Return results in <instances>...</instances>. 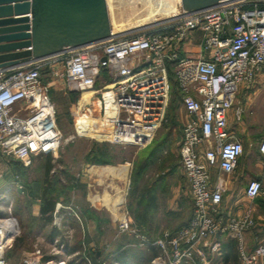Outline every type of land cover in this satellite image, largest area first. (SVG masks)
I'll use <instances>...</instances> for the list:
<instances>
[{"label":"built area","instance_id":"1","mask_svg":"<svg viewBox=\"0 0 264 264\" xmlns=\"http://www.w3.org/2000/svg\"><path fill=\"white\" fill-rule=\"evenodd\" d=\"M175 8L174 16L135 30L111 32L106 40L0 69V157L29 165L38 156H58L63 137L56 125L55 106L42 83L44 66L61 64L67 90L92 91L90 97L101 99V116H90L94 123H105L109 129L133 125L153 130L161 125L169 102L172 66L187 117L179 164L192 216L178 230H165L155 240L126 217L117 221V233L134 236L141 247H156L159 253L150 264H213L220 256L221 235L236 240L239 264H264V243L252 250L245 247L244 234L254 224L250 213L227 220L217 217L225 190L222 175L234 171L243 152L242 142L228 126L236 95L241 86L256 82L262 84L264 95V0H221L197 12L183 10L180 0ZM194 42L196 52L189 49ZM242 115L243 109L235 108L236 122L242 121ZM258 151L264 156V139ZM261 189V183L252 180L245 194L253 199ZM60 207L56 204L53 224L61 219L55 215ZM10 220L11 216H0V264H8V238L19 234L17 224L7 227ZM22 264L66 263L44 262L36 249Z\"/></svg>","mask_w":264,"mask_h":264},{"label":"rangeland","instance_id":"2","mask_svg":"<svg viewBox=\"0 0 264 264\" xmlns=\"http://www.w3.org/2000/svg\"><path fill=\"white\" fill-rule=\"evenodd\" d=\"M163 1L175 7L180 0ZM111 2L110 6L106 1L109 24L110 27L116 26L118 33L135 30L147 24L131 25L134 20L146 16L142 12L146 6L141 1L138 0L134 6L128 3L118 4L114 0ZM161 19L163 18L158 17V20ZM62 69L61 64L52 68L46 65L41 69L42 83L47 87L55 106L56 125L63 137L60 151L56 161L52 162L48 176L45 177L44 173L45 157H36L29 165L14 158L0 157V216H11L19 230V234L10 240L6 248L8 264H22L36 249L41 250L44 262L53 260L55 263L65 261L66 264H148L145 251H141L142 247L134 236L127 237L122 242L115 235H108V232L103 238L83 237L80 232L81 224L73 219L75 214L79 216L85 230L92 229L93 226L88 221L89 217L97 218L98 225L103 230L110 226V216L106 212H95L89 207L88 184L93 182L89 178L87 167L93 162L89 152L93 148L97 161L102 162L101 165L117 166L128 161V175L117 184L124 190L127 216L134 227L142 226V220H146L149 224L145 223L144 228L149 229V233L152 225L158 227L154 234L150 233V236L156 237L165 230H175L187 222L191 216L192 203L178 168L181 130L187 117L181 107L177 86L172 78L169 102L161 125L155 130H146V136L141 143L124 145L116 138L100 140L92 136L82 137L77 133L78 117L83 114L101 116V99L92 94L88 104H83L82 96L88 93L67 90L66 81L60 75ZM242 87L244 89L238 91L233 108L235 110L238 106L243 107L246 126L250 120L254 128L243 132L234 119V110L230 115V127L238 134L244 133L245 154L255 149L259 140L264 137V95L260 82ZM96 88L100 90L101 85L97 84ZM112 127V131L117 129ZM95 144L97 145L94 147ZM173 182L176 184L177 198L170 205L171 211L167 212L163 201L168 197V185ZM159 190L160 195L157 194ZM44 191L55 199V207L56 204L61 205L55 214L61 218L58 224H53L54 211L49 222L40 218L39 208ZM114 216L119 217L120 214L116 213ZM53 231L55 238L51 236ZM115 231L118 232L117 223ZM121 249L128 253L125 262L120 260Z\"/></svg>","mask_w":264,"mask_h":264},{"label":"water","instance_id":"3","mask_svg":"<svg viewBox=\"0 0 264 264\" xmlns=\"http://www.w3.org/2000/svg\"><path fill=\"white\" fill-rule=\"evenodd\" d=\"M221 0H181L197 12ZM106 0H0V69L110 38Z\"/></svg>","mask_w":264,"mask_h":264},{"label":"crops","instance_id":"4","mask_svg":"<svg viewBox=\"0 0 264 264\" xmlns=\"http://www.w3.org/2000/svg\"><path fill=\"white\" fill-rule=\"evenodd\" d=\"M189 49L192 52H196L198 50L197 42H194L193 45ZM243 89L244 87L242 86L239 88V90H243ZM242 109L244 111L243 107ZM230 115H229V123H228L229 125L228 126H229V129L231 130V127H230L231 116ZM243 117L244 115H242V121L237 122V123H239V126L240 128H242L241 130L243 132H246V130L248 132L252 128H254V125H252V122L249 120L246 126V123L243 120ZM231 131L233 132L236 138H239L241 140L243 147H244V141L246 138L244 133L238 134L236 131H233V130ZM263 139L264 137L259 140L257 147L255 149L245 154H244V149H243V152L238 160V163L234 171L229 175H222L225 190L223 193L222 201L218 207L217 217L221 218L222 220H227L228 218H231V217L241 218L245 214L250 213L254 221V224L244 234V243H245L246 249L248 250H252L258 243H264V156H262L258 151V145ZM125 165L127 166V175H128V171H129L128 161L122 162V164H118L117 166L121 167ZM108 166L117 167V166H112V165H101V164L91 163L87 167L88 168L87 170H88L89 178L92 179V182H93V183L88 184L89 186L88 194L90 196V199H89L90 210L94 209L95 212H102V211L106 212V214L110 216L109 217V222H110L109 229L103 230V228L98 225L97 218H92V217L88 218V221L92 223L93 226H92V229L88 228L87 230L84 229L81 218L77 216L75 213H74L75 219L73 220L81 224L80 232L83 237L103 238L107 236L105 233L108 232L107 233L108 235H111V236L115 235L116 238H120L122 242L125 240V238L130 237L127 234H118L115 231V226L119 219L126 217L129 220L127 216L125 204H124V199H123L124 190L122 186L117 184L119 180H123V179L115 176L114 174H111L110 172L107 171V169H104ZM178 168L181 171L180 164H178ZM216 175L217 173L213 174L214 177ZM252 180L259 181L261 183L262 189L258 196H256L253 199H250L246 196L245 190H246L247 185ZM184 182H185L186 190L189 193L185 178H184ZM174 183L175 182L168 185V189H169L168 197H166V199H164L163 201V205L167 206V209H166V211L168 210L167 212L171 211L170 205L177 198L176 189H175L176 184ZM171 192H172V195H171ZM157 194L160 195V190L158 191ZM118 198H120V202L116 204V201ZM159 212L160 211L158 210V213ZM116 213L120 214V216L115 217L114 214ZM142 222H143V225L138 226V228L139 229L141 228L140 230L141 231L143 230L144 232H146L148 236L150 235V233L154 234L155 230L158 229V227H155V225H152V228H151L152 230L149 233V229L145 230L144 228L145 223L146 225H148L149 222L148 224L146 220H142ZM52 235L55 238V235L51 234V236ZM144 235L148 237L145 233ZM159 236H156V237H159ZM223 238L226 239L230 237L225 236V235L218 236V240L220 241V244H221V249L225 241V239ZM218 257L216 258L214 264H224L222 260L220 259V257L219 258ZM227 263L231 264L230 261H228Z\"/></svg>","mask_w":264,"mask_h":264},{"label":"bare ground","instance_id":"5","mask_svg":"<svg viewBox=\"0 0 264 264\" xmlns=\"http://www.w3.org/2000/svg\"><path fill=\"white\" fill-rule=\"evenodd\" d=\"M106 1L110 5L109 2H111V0H106ZM114 1L118 2V4L128 3V4H132L134 6V4L138 0L137 1L136 0H131V1H129V0H114ZM139 1H141V3H143L144 6H146V7H144L146 9H142V12H144L146 14V16L143 18L139 17L138 19L134 20L133 23L130 20V22L132 23L131 24L132 26H136V25L140 26L144 23L154 22V21L158 20V17L166 19V17H169L172 14H175L177 11V9L175 7L169 5L168 3H166L163 0H139ZM111 3H113V2H111ZM137 11L141 12V10H138V9H137ZM126 26H127V24H126ZM117 30H118V28L116 26L111 27V31L113 33H116ZM83 93L91 94L92 91H85ZM88 94H83L82 99H81V102L83 104H87L89 102L90 98H89ZM93 121H94L93 118H91L90 116L81 115L79 121L77 122V128H76L77 133L82 137L92 136V137H94L96 139H100V140H110V139L116 138L123 143L139 144L143 140L144 136H146L145 135L146 130L148 131V130L152 129V127H145V126L137 127V126H133V125H118L117 129L115 131H112L111 129H109V127L105 123H98L97 124V123H94ZM104 169H107L108 172H110L111 174H114L115 176H117L119 178H122L123 180L126 179V175H127V166L126 165L121 166V167H119V166H117V167L108 166ZM118 202H120V198L117 199L116 204ZM15 224H16V222L14 219L12 221L10 220L7 222V227L11 228ZM8 241H10L9 238H8L7 242Z\"/></svg>","mask_w":264,"mask_h":264},{"label":"trees","instance_id":"6","mask_svg":"<svg viewBox=\"0 0 264 264\" xmlns=\"http://www.w3.org/2000/svg\"><path fill=\"white\" fill-rule=\"evenodd\" d=\"M172 70H173V67L170 66L169 67L170 87H171L172 78H173V80L175 82L174 71H172ZM171 71H172V74H171ZM175 84H176V82H175ZM178 95H179V93H178ZM96 145L97 144H95L94 147ZM89 152H90V156L92 157V161H93L92 163H96V164H101L102 163V162H98L97 161L98 158L95 156L96 151L93 150V148L90 149ZM42 157H45V169H44V173H45V177H47L48 176V173H50V171L52 169L51 168L52 167V164H53L52 162H55L56 159H53L50 155H42ZM105 162H107V161H105ZM191 203H192V201H191ZM54 208H55V199L52 198V197H49L47 195V193L44 191L43 194H42V203H41L40 208H39L40 218L43 219V221H48L49 222L50 219H51V214L54 211ZM191 216H192V211H191ZM191 216H190V218H191ZM190 218L187 220V222L190 220ZM185 224H183L182 226H184ZM137 226H139V225H137ZM181 227H179V228H181ZM179 228H177L175 230H171V231H176ZM141 232L143 233L144 231L142 230ZM144 233L147 235L146 232H144ZM53 234H54V231H53ZM147 238L149 240H155L157 237H154V236H150L149 235ZM223 239H225V238H223ZM222 246L224 248L222 247V249L220 251V256H219L220 259L222 260V262L224 264H228L227 262L230 261L231 264H239V261H238V246H237L236 240L235 239H232V238H226L225 241H224V244ZM141 251H143V252L145 251L144 256L147 259V262L149 261L148 264H150L151 260L155 256H157L158 253H159L158 252V249L156 247H154V246L142 247L141 248ZM127 254L128 253H127L126 250L121 249V256H120L121 258H120V260L124 261L126 259V255ZM215 260L213 261V264L215 263ZM182 264H187V263H182Z\"/></svg>","mask_w":264,"mask_h":264}]
</instances>
